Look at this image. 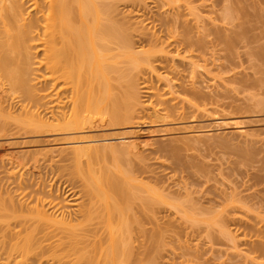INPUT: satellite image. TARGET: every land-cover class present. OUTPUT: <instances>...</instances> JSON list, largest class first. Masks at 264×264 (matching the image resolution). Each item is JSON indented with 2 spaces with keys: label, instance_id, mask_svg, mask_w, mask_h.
I'll return each instance as SVG.
<instances>
[{
  "label": "bare ground",
  "instance_id": "bare-ground-1",
  "mask_svg": "<svg viewBox=\"0 0 264 264\" xmlns=\"http://www.w3.org/2000/svg\"><path fill=\"white\" fill-rule=\"evenodd\" d=\"M151 1L159 11L174 2L0 0V143L52 137L37 150L20 148L0 155L6 181L4 191H0V264H161L156 255L161 248L160 236L152 238L154 250L149 249L154 255L143 244L141 250L138 242H127V236L132 224L138 231L134 229V233L141 235L144 225L140 223L145 217L139 223V215L150 214L149 223L157 226L155 209L162 206L180 216L167 223L171 227L183 223L215 226L234 248L238 243L256 241L252 236L255 224L237 216L236 202L218 213L203 209L188 194L170 198L166 189L153 188V184L144 187V182L141 186L142 181L114 164L116 161L111 170L103 161L118 154L141 156L152 148L154 135L140 137L144 133L140 128L173 132L181 130L180 125L188 120L194 124L205 119L224 134L247 139L251 134L241 126L239 112H264V100L254 96L231 99L226 97L228 93L203 92L208 86L199 83L202 78L196 76L205 75L219 87L229 83L252 86L248 76H223L233 72L237 50L249 45L243 40L245 32L221 35L216 29L214 40L208 42L199 25H188L178 10L170 15L166 10V17L158 10L153 12L148 6ZM256 54L264 56L261 51ZM220 60L227 65L216 64ZM231 111L236 113L231 115ZM105 124L126 133L134 131L116 138L86 134L94 125ZM210 131L184 133L190 141H197L203 136L213 138ZM29 156L34 166L39 164V156L43 160L55 156L60 161L85 160V169L76 164L74 172L80 181L75 209L40 177L14 173L16 163ZM100 159L101 163L94 165ZM145 162L139 169L152 180L156 171ZM74 187L69 190L71 195ZM129 211L139 213L138 219L126 215ZM231 224L237 225L234 232L227 229Z\"/></svg>",
  "mask_w": 264,
  "mask_h": 264
},
{
  "label": "rangeland",
  "instance_id": "rangeland-1",
  "mask_svg": "<svg viewBox=\"0 0 264 264\" xmlns=\"http://www.w3.org/2000/svg\"><path fill=\"white\" fill-rule=\"evenodd\" d=\"M173 1L174 2L171 3L169 8L166 7L165 10L162 9L163 11L161 9V11H159L156 7V4L152 3V1L148 6L153 12L158 10V13H163V15L166 13V10L167 12L170 10L168 12L169 15L172 11L177 12L178 10L180 12L179 14L183 16L182 20L187 19L186 22H188V25L191 24L192 26L194 23L199 25L198 27L200 30L199 32H201L200 34L203 32L202 37L206 36L205 41L209 42L210 40H214V31L216 29H220L219 31L223 32H219L221 35H224V33L230 34L231 32L236 31L239 33L240 31L245 32L246 36H244L246 38L244 37L245 39L243 38V40L249 41L247 48L237 50L239 55L238 58L234 60L233 72L224 74L223 76L230 77L233 76V73H236L235 77L238 79L248 76L251 79V82H249L252 84V86L244 88L243 84L241 83H229L228 85L225 84L224 87L221 85L222 82H219V85L223 86L222 88L221 86L219 87L217 85L218 82L213 83L210 81L209 77L207 78L205 75L197 74L196 76H200L202 79L203 76L206 77L202 82H200L202 79L199 80V83L201 84L204 82L203 86H208V88L203 90V92H221L222 95L224 93H228L229 96H226L228 98L233 97L244 99L249 96H254L255 99L264 100V61L262 60L264 59V56L263 58H260V56L256 54V52L260 51L262 55L264 53V0ZM175 4L179 6L177 7ZM189 6L192 9H190ZM191 6H194L195 9L198 8V11L193 9ZM191 12H194L197 16L199 15L202 17H197ZM160 16L162 17V15ZM195 17L197 18L195 19ZM194 19L195 21H192ZM200 26L203 27L204 31H201ZM161 28L158 26L157 30L160 29L161 31ZM212 32H214V35ZM218 63H224L227 65V63L222 60L216 62V64ZM210 68L211 67L209 66L206 69ZM200 78L196 79L198 80ZM207 79L209 80L208 82ZM231 99H226L225 102L229 103ZM228 113H231L232 115V113L236 112L231 111ZM239 114V116L242 115L243 117L241 126H243L244 129L251 134L250 137H247V139H244L243 137L241 139L240 136L238 137L237 134L233 135V133L224 134L222 130L212 128L208 123L209 121L205 119L197 120V123L194 124L189 123L188 120L184 121L182 125H180L181 130L173 132L168 131L170 133H158L156 131L152 132V129L147 130L146 128H140L141 133H143L142 130H144V133L140 134L141 136L139 135L140 137L154 135L153 137L155 138V141H153L154 144H152V148H148L149 150L146 149L141 156L126 157L121 154L120 157L118 154V156H108L102 160L106 166L108 165L110 170L112 167H114L113 162L116 161L114 164L116 163L120 168L122 167V169L130 173V175L133 173L132 176L134 178H139L137 180L139 182L140 180L142 181L140 184H143L144 182V187H151V184H153V188L161 187L163 190L166 189V193L170 195V198H176L178 196L176 194H179L182 197L189 195L192 201L196 204L198 203L199 206L201 205L200 207L203 209H211L212 211L218 213L222 212L229 203L234 204V202H236L233 206L238 207L236 213L237 216L243 220L247 218L249 222L252 220L250 223L255 224V228H252L255 231L254 233H251L254 234L252 235L254 238H252L256 241L252 243L247 242V244L238 243L236 245V248L237 246L238 248L236 249L229 241H226L227 237H224L225 235L223 234V236L221 234L223 233L222 229L215 226L212 228H207L205 226L197 227L193 225L192 227V225L189 223H183L182 225H175V227H173V225L172 228L167 223L170 220L179 219L180 216L177 215V212L173 211V209L170 210V208L162 206L158 209H155L154 214L157 219V226H160V229L157 228V226L154 225L152 221L149 223V216H151L150 214H148V217L146 215H143L142 217L139 215V223L141 220L143 221V218L145 217L143 223H140L141 225H144H142V236L139 233H134L135 228L134 224H132L133 230L131 226L130 228L132 231H129L127 242H129L128 239L130 242H135V244L138 242L137 244L140 245L137 246H141V250L143 247L145 249L147 246L146 251H152L150 253L154 255V248L151 247L153 246L151 242L154 241L153 239H155L156 236L157 238L160 236L161 238L159 239L161 242L158 243H161V248L158 250L156 255H158V263L161 264H264V112H259L255 109L251 111H240ZM182 127L186 129L183 131L184 128ZM208 129L211 130L210 132L215 134L213 138L203 136V138L201 137L200 140L196 141L192 139V141H190L187 136L188 134L184 133L188 131L201 133ZM133 131L134 130L127 131L126 133V131L124 132V130L122 131L121 129L109 128L105 124L103 126L94 125L86 134L96 136L98 138L102 136L107 137V135L109 138H116L121 136L123 133L128 134ZM187 138L189 140H187ZM50 139H52V137H31L19 140L8 139V141L0 143V155L5 154L7 151H18L20 148H26L29 151H34L39 147L44 146V144H46L44 141ZM169 139H171V143ZM168 144L170 145L167 147H171L172 150H169L166 146L164 147V145ZM50 145H52V143H50ZM164 148H167L169 151H165ZM121 153L123 152L121 151ZM249 156H252L251 159ZM142 157L144 162L146 159L145 164L149 166L151 165L150 168L156 171V174L150 177L152 178V180L149 179L150 181L147 179L148 177H146V175L144 176V174L141 172L142 170H140L141 165L144 163L143 161L141 163ZM248 157L249 160L247 159ZM42 158L44 157H38L40 162H38L39 164H36V166L32 164L33 158L30 156L23 160H19L16 163L14 173H16L18 176L21 174H23V176H27L26 174H33L36 177H40L45 185H52V190L59 193L60 197H65L66 199L68 198L67 200L70 201L69 204H71L70 206H72V208H74L73 206H77L79 202V193L77 192L80 189V185H78L80 184V181L78 182L79 179L76 178L77 176L74 175V172L76 164L81 170L85 169V160L81 159L78 162H75L73 159L60 161L58 160L57 156H55V158L52 160L50 158L43 160ZM102 160L100 159L99 161L94 162V165L97 163L100 164ZM1 172L2 171L0 170V191H4L3 188H5L4 184L6 181L4 180V175ZM157 183H159V186ZM73 186L76 188L73 189L77 195H71L69 193V190ZM138 189L143 191L139 187ZM72 208L70 207V209ZM136 214L138 215L139 213L134 214L131 211L126 213V215H131L134 217L137 216ZM139 216H137V219ZM152 223L154 226H152ZM227 229L234 232L237 229V225L231 224L227 227ZM135 232L138 231L135 229ZM154 232L156 234H154ZM137 234L139 235L137 236ZM135 235L136 237H134ZM149 248H152L153 250Z\"/></svg>",
  "mask_w": 264,
  "mask_h": 264
}]
</instances>
